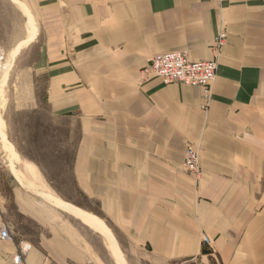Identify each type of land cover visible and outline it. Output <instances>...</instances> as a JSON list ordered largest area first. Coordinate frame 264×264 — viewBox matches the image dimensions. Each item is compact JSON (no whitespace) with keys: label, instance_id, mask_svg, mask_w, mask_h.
<instances>
[{"label":"crops","instance_id":"1","mask_svg":"<svg viewBox=\"0 0 264 264\" xmlns=\"http://www.w3.org/2000/svg\"><path fill=\"white\" fill-rule=\"evenodd\" d=\"M9 1L26 19L11 71L27 66L24 108L42 107L57 142L26 165L69 173L76 197L54 199L104 224L123 264H264V0ZM222 29L205 109L200 87L142 79L156 55L213 60ZM11 51L0 45V82ZM2 174L0 264L25 246L21 264H101L98 231Z\"/></svg>","mask_w":264,"mask_h":264},{"label":"rangeland","instance_id":"2","mask_svg":"<svg viewBox=\"0 0 264 264\" xmlns=\"http://www.w3.org/2000/svg\"><path fill=\"white\" fill-rule=\"evenodd\" d=\"M10 5L11 4L9 0H0V45L6 47L7 49H12V51L7 54L4 70H2L3 77L0 82V148L3 149V153L0 154V166L3 170L2 175L4 176V179L11 182V184L14 186V184H16V180L20 184L21 182L16 178L13 171H22L23 166L27 164L26 161H36L39 165L49 163L48 158H45V156H47V154L53 150V146L57 144V142L53 143L52 140H44V135L50 137L52 136L51 133L53 131L50 130L51 128L48 126L44 128L42 107L39 106L37 109L32 111L24 108L27 102V96L29 95L27 93L28 81L23 73L27 72V66L16 68L13 70V73L11 71L17 52L19 48L24 45L19 44L14 49V46L16 45L15 43H17V33L18 31H22L21 29L23 28L24 20L26 19L21 17V15H19V17L18 15L16 16L14 10L9 7ZM19 65H21L20 62ZM30 83H32V80ZM38 95L41 94H34L36 98H38ZM4 143L10 144L11 148L5 149L3 147ZM16 153L20 155V158L17 157L15 159ZM69 155L70 148L68 142L67 164L70 160ZM28 166L32 167L30 165ZM22 176L25 177V180L29 179L33 185L38 186L35 191L39 193L50 192L52 195L54 194V198L60 197L64 201L65 199L72 200L76 198L74 197L72 184L69 181V173L65 171L62 173H59L58 171L49 172L42 175L35 173L33 178H31V176L26 173H24ZM44 179L48 183V186L45 189L42 186L45 181ZM30 195L38 198V196L33 193ZM45 200L46 202H44L47 205H50L48 203L51 202H49L47 199ZM50 206L57 208L60 207L71 214L74 213L73 210H69L71 208H74L78 212L82 211H80V209L76 208L74 205L70 206V204L63 205L52 202ZM64 206H69V209L64 208ZM90 215L88 214V216ZM98 232L101 236L100 240L104 242L105 247L107 248H103L99 242V239L96 238L94 243L96 245L98 251L97 256L101 264H112L113 261H115L114 264H123L122 254L120 253L121 259H116V254L115 257L110 249V240L104 233L101 232V230ZM107 250L110 251L107 252Z\"/></svg>","mask_w":264,"mask_h":264},{"label":"built area","instance_id":"3","mask_svg":"<svg viewBox=\"0 0 264 264\" xmlns=\"http://www.w3.org/2000/svg\"><path fill=\"white\" fill-rule=\"evenodd\" d=\"M226 37L225 30L222 29L214 39L212 49L215 53V58L213 60L190 62L186 54L179 51L156 55L150 58L146 66L141 69L142 79L158 78L164 85L182 84L184 86L200 87L204 101L202 108L205 109L211 99V87L217 74L218 62L216 58L225 44ZM182 169L196 180L199 179L201 169L198 150L191 146L186 148ZM0 238H9L6 228L0 231ZM203 241L209 244L207 237H203ZM28 249L29 246L20 248L19 252L12 258L13 263L21 264L23 256Z\"/></svg>","mask_w":264,"mask_h":264},{"label":"bare ground","instance_id":"4","mask_svg":"<svg viewBox=\"0 0 264 264\" xmlns=\"http://www.w3.org/2000/svg\"><path fill=\"white\" fill-rule=\"evenodd\" d=\"M3 66H5V65H3ZM3 68V67H2ZM3 147L5 148V149H9V148H11V145L10 144H8V143H4V145H3ZM11 150V149H10ZM9 150V151H10ZM13 154V153H12ZM7 156V155H6ZM16 156V155H15ZM11 157V156H10ZM17 158V156L15 157V159ZM18 165H20V164H18ZM13 173L15 174V176H16V178L21 182V184L24 186V184H26V187H28V186H30L29 187V189H31V190H35V185H33V183L29 180V179H26L25 180V177H23L22 175H24V173H26V174H29L30 176H31V178H33V176L35 175V173H34V171H33V169L32 168H30V167H28L27 165H24L23 166V170L22 171H13ZM43 195H44V198L45 199H47L46 197H49L50 199L51 198H53L54 199V197L51 195V194H49V193H42ZM54 195V194H53ZM51 196V197H50ZM48 200V199H47ZM54 200H56V199H54ZM56 201H58V203H56V202H54V203H56V204H63L62 202H60L59 200H56ZM50 202V201H49ZM52 203V202H51ZM63 205H66V204H63ZM69 205V204H68ZM71 206V205H70ZM69 207V206H68ZM68 207H65L64 206V208H68ZM71 208V207H70ZM69 209V208H68ZM69 210H73V214L75 215V216H77V218H79L84 224H86L87 226H89L90 228H94V229H96V230H100V229H98L97 227H96V225H94V223L90 220V219H88L87 217H86V215H88V214H86V215H83V213L82 214H79V212L78 211H76V210H74V208H71V209H69ZM81 211V210H80ZM91 216V215H90ZM110 248L111 249H113L112 248V246H110ZM115 253V252H114ZM116 259H118V258H116ZM118 262V261H117Z\"/></svg>","mask_w":264,"mask_h":264},{"label":"water","instance_id":"5","mask_svg":"<svg viewBox=\"0 0 264 264\" xmlns=\"http://www.w3.org/2000/svg\"><path fill=\"white\" fill-rule=\"evenodd\" d=\"M29 192H31V193H33V194H35V195H37V196H40V197H42V198H44V195L42 194V193H39V192H37V191H35V190H29V189H27ZM47 199H48V201H50V202H56V200H54L53 198H49V197H46ZM56 203H58V202H56ZM73 207V206H72ZM75 210V209H74ZM82 212V211H81ZM79 212V214H82L83 213V215H86V213H84V212ZM86 217L88 218V219H90L93 223H94V225H96V227L98 228V229H100L101 231H103V232H105L107 235H108V237L110 238V241H111V243H112V245H114L115 246V248L117 249V251L119 252V250H118V248H117V245H116V243H115V241H114V239H113V237L111 236V234L109 233V231L107 230V228L103 225V224H100L99 222H97L93 217H91V216H88V215H86ZM119 254H120V252H119Z\"/></svg>","mask_w":264,"mask_h":264}]
</instances>
